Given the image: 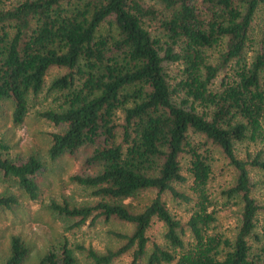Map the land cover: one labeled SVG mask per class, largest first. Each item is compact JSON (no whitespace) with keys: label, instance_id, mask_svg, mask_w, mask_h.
<instances>
[{"label":"trees","instance_id":"16d2710c","mask_svg":"<svg viewBox=\"0 0 264 264\" xmlns=\"http://www.w3.org/2000/svg\"><path fill=\"white\" fill-rule=\"evenodd\" d=\"M47 95L36 111L52 126L47 159L91 145L84 163L96 167L68 176L79 200L50 198L48 209L70 232L109 220L130 229H107L102 249L62 233L37 264H76L77 253L83 264H264L251 180L264 172V0H0L12 124ZM219 161L229 177L214 190ZM43 165L0 138V210L18 204L15 191L38 196ZM220 209L236 218L230 236L216 228ZM27 252L11 235L1 264Z\"/></svg>","mask_w":264,"mask_h":264},{"label":"rangeland","instance_id":"374dc122","mask_svg":"<svg viewBox=\"0 0 264 264\" xmlns=\"http://www.w3.org/2000/svg\"><path fill=\"white\" fill-rule=\"evenodd\" d=\"M49 77H47L48 79ZM42 98V95L40 96ZM52 95H47L41 104L29 107L27 114L20 124H12L10 120L11 107L8 101L0 102V138L9 146L11 153L27 154L35 153L44 165L37 174L39 186L38 196L31 200L20 191H15L18 204L11 208L0 210V264L8 254L9 237L18 235L27 245L28 252L20 264H37L39 256L46 248L55 243L65 233L71 242L80 241L83 244H91L96 249H102L111 245L112 241L107 238L105 231L115 229L127 231L130 224L109 220L107 222H96L95 225H83L76 232H70L62 227L60 219L55 217L47 207L50 198H58L67 195L80 199L82 191L69 180L68 176L76 172H92L95 166L84 163V159L91 153V145L79 146L72 153H63L54 159H47L46 132L52 128L51 124L36 114V111L48 103L52 105ZM264 151L263 138L256 143ZM223 161L215 169L211 187L219 190V186L228 180L229 170L222 167ZM251 180L253 182V193L259 199H264V172L253 170ZM182 211V209H179ZM184 213V212H183ZM184 215V214H183ZM236 218L228 209H220L216 228L224 235L230 236L235 227ZM157 239L159 237V225L155 223L150 231ZM76 264H83L81 256L77 253ZM124 261H119L121 264ZM138 264H143L139 262ZM174 264V263H164Z\"/></svg>","mask_w":264,"mask_h":264}]
</instances>
